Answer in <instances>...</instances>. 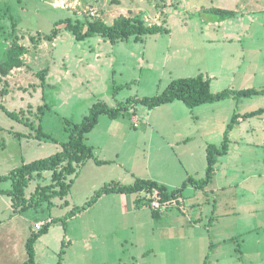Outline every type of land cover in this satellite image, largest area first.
<instances>
[{"label": "rangeland", "instance_id": "obj_1", "mask_svg": "<svg viewBox=\"0 0 264 264\" xmlns=\"http://www.w3.org/2000/svg\"><path fill=\"white\" fill-rule=\"evenodd\" d=\"M213 1L0 0V64L11 47H25L22 59L31 83L25 105L17 92L16 101L4 99L6 108L17 110L21 121L0 109V177L60 152L69 137L65 121L82 124L98 102L116 108L135 98L158 96L173 80L200 75L206 78L218 72L220 59L205 46L203 34V24L219 18L212 11ZM120 17L141 19L147 26L158 25L171 32L146 35L138 42L132 37L112 43L99 35L79 42L63 26L54 41L46 40L60 21L71 19L86 27L95 21L112 25ZM44 70L41 80L39 74ZM16 84L15 88L20 85L22 89L27 82ZM11 86L0 78V95ZM228 86L237 87L220 80L214 89L222 91ZM254 96L220 102L213 104L215 108L200 111L188 110L182 101L153 110L130 103L116 118L102 115L86 143L95 158L107 163L98 165L94 158L88 159L77 174L68 177L72 187L66 198L55 197L18 212L17 233L12 237L5 223L16 210L9 197L0 196V264L26 262V244L37 232L35 225L49 218L55 222L35 244V264H264L261 139L260 146L251 145L253 148L246 151L243 148L244 164L241 162L227 179L234 182L233 187L225 194H205L208 200L195 208L192 222L177 205L170 206L161 217L153 216L150 208L135 212L137 195L133 194L114 195L117 198L104 195L90 207L73 210L112 182L130 185L138 178L151 179L173 191L188 177L204 178V143L221 146L234 112L264 109V96ZM28 104L32 106L28 110H33H27ZM23 107L26 110H20ZM213 110L217 127L202 137H190L189 143L173 140L177 124L162 126L164 117L182 116L187 122L193 118L190 111L210 116ZM263 120L258 117L255 121L261 123L260 130ZM41 126L51 137H37ZM184 150L195 152L192 162L191 153L180 155ZM233 158L237 159L236 150ZM52 179V172L46 178H34L27 197L34 195L38 185H52ZM10 188L11 181H0L1 190ZM196 218L200 220L196 222Z\"/></svg>", "mask_w": 264, "mask_h": 264}, {"label": "trees", "instance_id": "obj_2", "mask_svg": "<svg viewBox=\"0 0 264 264\" xmlns=\"http://www.w3.org/2000/svg\"><path fill=\"white\" fill-rule=\"evenodd\" d=\"M215 15H229L231 12L222 11L219 9H212ZM65 27L67 31L72 33L75 39L79 42L86 41L96 35L103 39L109 40L112 43L119 41H128L132 37L136 42L141 41V37L146 35H164L171 31L162 26H147L141 19L131 21L126 17H120L112 25H108L102 21L88 22L86 27L74 24L71 19L60 21L56 24V29L51 36H48L47 41H54L58 36L60 27ZM26 48L17 45L11 47L5 55L4 61L0 64V76L6 77L15 68H22L24 61L22 57L26 54ZM46 70L39 74L41 80L44 79ZM44 86V83L43 85ZM264 91L257 90H243L235 92L237 97L262 95ZM231 91H223L214 94L211 90L210 79L203 75L191 78H179L173 80L164 92L158 96L135 98L128 101L125 105L116 108L109 107L105 102H98L90 110L89 116L80 125H73V122L66 120L67 131L69 132V141L62 144V150L48 158L36 160L21 167L14 169L8 176L0 177V181H11V188L9 190H1L0 195H5L11 198L13 208L17 212H24L25 210L51 201L55 197L66 198L72 187L68 183V177L78 173V170L85 165L88 159L94 158L96 164L104 165L107 162L99 160L94 157L93 149L86 143L87 135L91 133L99 124L102 115H107L110 118H116L120 114V110L124 106L133 103L143 104L150 109H154L163 105L173 103L177 100L182 101L189 109H194L205 104H212L218 101L227 100L231 97ZM46 106V105H45ZM48 108V106H47ZM0 109L6 112L10 117L21 121L18 113L9 111L3 104L0 103ZM264 113V109H259L243 115V118H253ZM239 115H234L229 125V130L237 123ZM39 127L37 130V137H49ZM229 149V138L226 135L221 146L210 144L207 148V169L206 176L200 180L188 177L183 183L182 187L173 191L153 180L136 179L133 184L124 185L120 182H112L106 184L100 190L96 191L93 197L83 206L75 207L76 209H85L94 205L102 196L111 194H133L137 195L136 203H143L147 207L153 200H158L167 206H182L184 204V192L192 186L196 190H205L209 187L214 179L216 166L219 158L227 155ZM45 172L53 173V184L49 186H37L36 192L30 198L27 197V188H29L31 181L34 178L43 179ZM59 189V191H57ZM144 194L143 198H140ZM153 215L159 217V212L153 210ZM55 221L53 220L52 224ZM50 224L46 225L40 231L32 234L26 244V249L29 258L23 264H35V244L36 242L50 229Z\"/></svg>", "mask_w": 264, "mask_h": 264}, {"label": "crops", "instance_id": "obj_3", "mask_svg": "<svg viewBox=\"0 0 264 264\" xmlns=\"http://www.w3.org/2000/svg\"><path fill=\"white\" fill-rule=\"evenodd\" d=\"M212 5H213L212 8L219 9L222 11H228L231 12V14L229 15L221 14L219 15L218 19L209 20L203 24L204 25L203 34L205 35V46H207L208 49L214 53V56H218V58L220 59L219 71L211 72V74L207 75L206 78L210 79L211 90L214 94H218L228 90L232 92V95L227 100L218 101L212 104H205L200 107H197V109L194 108L190 110L200 111L202 109L215 108L213 107L215 106L213 104H219L220 102L242 99L243 97H237L235 95V92L237 91L250 90V89L257 91H264V0H214L212 2ZM25 69L26 66L24 61V66L22 68H15L6 77L0 76V78H2L3 81L7 80L10 83V85H12L9 90L7 89L3 93H1L0 95L1 104L4 105V99L6 98L10 101H16L17 97H15L14 95L17 92L19 94V97H22L21 100L23 105H25L24 104V100L26 99L25 96L30 92L29 86L31 84L30 80L26 79L28 73H25L26 72L24 71ZM220 80H225V82L228 81L229 84L237 85V87L228 86V88L222 91H220L219 89L215 90L214 88ZM21 82L22 83L27 82V85H21L23 86L22 89H20L21 88L20 85H19V89L15 88L17 86L16 83L19 84ZM262 95L264 96V94ZM176 102H181V101L177 100L167 105L173 106L174 104H178ZM30 105L31 104H28V108L26 107L27 110L29 109V107H32ZM26 108L23 107L20 110H26ZM187 109L189 110V108ZM9 111L13 112V110L10 109ZM14 111L17 112V110ZM184 113H186V110L184 111ZM212 113L213 114L210 116H204V115H194V112L191 113L190 111L189 114H191L193 118L189 117L188 120L190 121L187 122L184 121L185 118H182V116L164 117V119L162 118L163 119L162 126L164 127L167 125H171L172 123L177 124V128H176L177 132L175 133L173 140L177 141V143H181V142L189 143L192 137L195 136L202 137L204 132L211 133L217 127L216 123L218 122V117L216 114V110H213ZM247 113L234 112L230 120V123L234 115H239L237 123L230 130H229L230 123L228 124V126H226L225 136L227 135L229 138V149L227 155L219 158V162L216 166V172L212 184L209 187H207L205 190H196L195 188L191 190V188L189 187L185 190L183 194L184 204L181 207L183 213H186L185 217H189L188 218L189 222L193 221L190 217H192L191 215L195 212V208L197 206H203V204L206 203V199L208 200L205 194H210V193L216 194V193H220L221 191L222 193H224L225 190L233 187L234 182H229V180L227 179H231L229 178V175L239 169V164H241V162L242 165L244 164L246 155L243 151V148L246 151V148L252 147L251 145L260 146L258 144V141H260V139H261L260 144H264V128L260 130L261 123L259 121H258L259 123L255 122L256 120H258V117H264V113L253 118H248V119L243 118L242 116ZM166 118H168V120ZM185 131H188L190 134H185L184 133ZM18 133L22 134V132H17V134ZM259 133L262 135V137H260ZM49 137L51 136L49 135ZM186 137L189 138L185 140ZM68 141H69V137H68ZM223 141L224 140L222 139V142ZM210 144L212 143L205 142L203 147V154L205 157L206 165H207V148ZM216 146H218V144ZM235 150L237 151V159L233 158V152ZM255 150L256 149H254V151L252 150L251 152H253L254 154ZM188 153H191L189 156H191V162H192L194 160L193 156L195 155V152L193 150L192 151L184 150L182 151V153H180V155L184 156ZM187 161L189 162L190 160ZM186 162L183 161L184 165H186ZM250 170H253V168H251ZM48 173L50 172H45L43 174V177L46 178V174ZM147 180H151V179H147ZM188 190L190 193L192 192L191 194L189 193L190 195L186 194V191ZM112 195L113 197H115L114 195H125V194H111L108 196H112ZM0 196L4 197L5 195H0ZM144 196L145 195L142 194L140 198H143ZM9 199L11 201L10 197ZM137 199L138 198L136 197V200ZM135 205H136L135 212L140 209L150 208L146 206L145 201L139 204L136 203ZM11 206L12 209H14L12 205V201H11ZM151 211L153 213L152 209ZM15 214L16 215H13V217L5 223L9 225V230H10L9 234L11 237L14 235V233L15 234L17 233L16 223L19 215L17 211L15 212ZM163 214H160L159 217H161ZM172 218L176 219V221H179L178 218H174V217ZM197 219L200 220L199 218H196L195 220L196 222L198 221ZM49 220H52L53 222L52 218H49L45 221H49ZM45 221H42L40 223H44ZM52 222L50 223V225H52ZM35 229H36V225H35ZM8 239H10V237H8L6 240ZM41 239L42 238H40V240ZM9 244L12 245L11 239Z\"/></svg>", "mask_w": 264, "mask_h": 264}, {"label": "built area", "instance_id": "obj_4", "mask_svg": "<svg viewBox=\"0 0 264 264\" xmlns=\"http://www.w3.org/2000/svg\"><path fill=\"white\" fill-rule=\"evenodd\" d=\"M134 127L135 128L139 127L138 121L136 119H134ZM150 208L156 212H159V214H163L169 209V206L162 204L158 200H153L152 203L150 204ZM51 222L52 220H49V221H45L44 223L37 224L36 230L40 231L41 229H43V227L49 225Z\"/></svg>", "mask_w": 264, "mask_h": 264}]
</instances>
